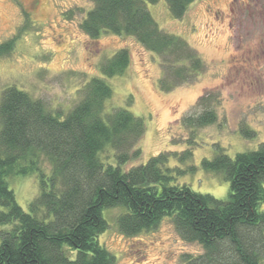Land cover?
Masks as SVG:
<instances>
[{
    "label": "trees",
    "instance_id": "16d2710c",
    "mask_svg": "<svg viewBox=\"0 0 264 264\" xmlns=\"http://www.w3.org/2000/svg\"><path fill=\"white\" fill-rule=\"evenodd\" d=\"M90 1L81 29L91 38L103 33L135 38L160 58L162 90L169 91L172 82L186 81L202 68L194 49L160 28L151 15L147 3L158 0ZM192 1L166 3L173 16L181 17ZM23 28L0 42V57L11 53ZM129 63L128 50L120 48L102 61L100 73L122 74ZM79 92L80 99L62 118L15 86L1 91L0 264H116V256L98 239L108 226L102 210L115 206L123 209L117 224L125 234L155 227L170 216L182 238L203 248L200 254L183 256V264H264V142L233 158L217 146L211 159L201 160L202 169L229 183L227 198L218 199L176 182L173 172L180 170L168 166L176 157L172 152L122 170L141 154L143 118L123 107L106 112L112 89L99 76L91 77ZM205 101L202 97L200 104ZM215 119L212 107L206 106L186 116L184 123L194 128ZM240 131L254 134L246 128ZM106 151L110 155L103 156ZM191 156L192 150L186 149L177 159L183 162ZM43 162L49 164L48 174ZM35 172L38 193L24 210L8 179Z\"/></svg>",
    "mask_w": 264,
    "mask_h": 264
},
{
    "label": "rangeland",
    "instance_id": "374dc122",
    "mask_svg": "<svg viewBox=\"0 0 264 264\" xmlns=\"http://www.w3.org/2000/svg\"><path fill=\"white\" fill-rule=\"evenodd\" d=\"M91 7L90 0H0V42L27 24L11 53L0 57V95L5 87L15 86L63 118L80 99L82 85L99 76L112 89L106 112L127 108L145 123L141 154L122 170L172 152L176 157L168 166L180 170L173 172L177 183L226 199L228 181L202 169L201 160L211 159L217 146L233 158L264 142V0H193L181 17L170 13L166 0L147 3L160 28L185 40L203 63L186 81L172 82L169 91L159 86L164 76L160 58L135 38L112 33L91 38L81 29ZM120 48L129 52L127 69L103 76L102 61ZM202 97L208 100L205 105L200 104ZM206 106L214 110V122L185 125L186 116L197 115ZM241 128L254 134L244 136ZM186 149L192 156L180 162L177 157ZM107 155L109 151L103 154ZM42 168L49 173L47 162ZM8 185L27 210L38 193V174L14 176ZM122 210L119 206L102 210L108 226L98 238L116 256V264H183V256L203 252L199 243L180 236L170 216L155 227L123 233L117 224Z\"/></svg>",
    "mask_w": 264,
    "mask_h": 264
}]
</instances>
